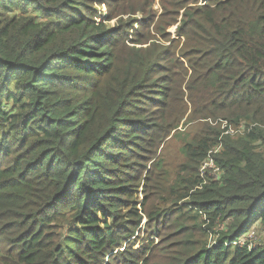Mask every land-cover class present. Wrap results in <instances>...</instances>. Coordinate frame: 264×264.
Masks as SVG:
<instances>
[{
	"label": "trees",
	"instance_id": "trees-1",
	"mask_svg": "<svg viewBox=\"0 0 264 264\" xmlns=\"http://www.w3.org/2000/svg\"><path fill=\"white\" fill-rule=\"evenodd\" d=\"M261 226L264 0H0V264H264Z\"/></svg>",
	"mask_w": 264,
	"mask_h": 264
},
{
	"label": "rangeland",
	"instance_id": "rangeland-1",
	"mask_svg": "<svg viewBox=\"0 0 264 264\" xmlns=\"http://www.w3.org/2000/svg\"><path fill=\"white\" fill-rule=\"evenodd\" d=\"M158 1L159 0H157V2ZM156 9L161 10L160 5H156L154 7V10H156ZM98 10H101L103 13L107 12L105 7H100V8H98ZM137 21L140 24L141 21H142V17L139 16ZM175 31H176V27L175 26L169 28V30H168V32H170L172 34L173 38H175L174 37ZM179 148H180V143L174 142L172 147H171V150H167L166 147H164L161 150H159V152L157 153V156L155 157V160L157 161L161 156H164V158L167 161L169 167L172 168L174 166V164L176 163V161L178 160V156H176V153H178ZM153 161H151L148 164L147 171H149L151 169V167L153 166ZM139 194H140V190H139ZM139 198H140V200H142L141 195H139ZM248 237H249V234H248ZM251 239H255V238H251ZM258 241H264V226L259 227V231H258V233H256V240L254 242H258Z\"/></svg>",
	"mask_w": 264,
	"mask_h": 264
},
{
	"label": "built area",
	"instance_id": "built-area-1",
	"mask_svg": "<svg viewBox=\"0 0 264 264\" xmlns=\"http://www.w3.org/2000/svg\"><path fill=\"white\" fill-rule=\"evenodd\" d=\"M207 166H208L209 168H211L212 165H211V164H208ZM207 166H205V167L202 169L201 173H203V172L205 171V169H206ZM256 233H258V231L256 230V228H254V227L251 228L250 231L247 233L246 238L240 242L241 245H244L246 239L250 240L251 242H254V241L256 240ZM248 234H249V237H248ZM251 238H255V239H251Z\"/></svg>",
	"mask_w": 264,
	"mask_h": 264
}]
</instances>
